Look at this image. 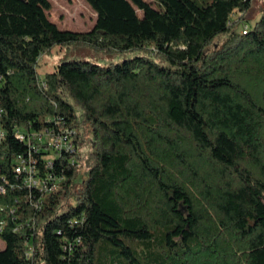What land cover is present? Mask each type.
<instances>
[{"label": "trees", "instance_id": "obj_1", "mask_svg": "<svg viewBox=\"0 0 264 264\" xmlns=\"http://www.w3.org/2000/svg\"><path fill=\"white\" fill-rule=\"evenodd\" d=\"M85 1L95 23L71 31L50 0H0V264H264V0L246 32L252 0ZM57 45L139 54L41 78ZM31 128L71 130L76 147L42 200L14 174Z\"/></svg>", "mask_w": 264, "mask_h": 264}, {"label": "rangeland", "instance_id": "obj_2", "mask_svg": "<svg viewBox=\"0 0 264 264\" xmlns=\"http://www.w3.org/2000/svg\"><path fill=\"white\" fill-rule=\"evenodd\" d=\"M152 3V0H147ZM261 0H252L250 7L251 19L242 20L239 23L238 30L243 29L244 23H247L250 27L259 18V3ZM51 8L47 11L48 18L54 22L59 29H66L71 31H87L92 28L95 23L96 13L88 5L85 0H50ZM153 4V3H152ZM139 16L142 15V11L136 9ZM236 18V14L233 15ZM249 27V28H250ZM225 38V33L219 34L214 38L212 44H219ZM139 54L138 50H127L121 52L113 53H101L96 51L94 48L88 45H78V46H66L57 45L51 50L40 55L38 59V72L43 78L45 73L53 71L55 65H57L61 60H88L101 65H108L111 63H119L125 59L131 58ZM77 112H81L78 105H75ZM83 142L78 146L80 153H84L87 150V141L89 138V133L83 130L82 133ZM85 167H79L76 176L73 179V185L70 187L69 191L64 195L60 203L63 204L65 199L70 198V194L76 191L80 187V182L85 176ZM62 210V209H60ZM4 247L3 241L0 240V248ZM108 258H106L105 263H108ZM96 262L98 259L95 260ZM95 262V263H96Z\"/></svg>", "mask_w": 264, "mask_h": 264}, {"label": "built area", "instance_id": "obj_3", "mask_svg": "<svg viewBox=\"0 0 264 264\" xmlns=\"http://www.w3.org/2000/svg\"><path fill=\"white\" fill-rule=\"evenodd\" d=\"M249 29L248 24L243 25L242 32H246ZM44 85V82H42ZM1 112V109H0ZM73 131L66 128L59 129L57 132L48 129H30V130H17L16 136L21 141H25L30 144V150L28 156L19 154L16 157V166L14 168V174L16 176H22L23 183L30 188L37 190L41 196L39 200L58 187L60 180L64 179L61 174L54 172V162L62 157V154L72 155L76 151V147L72 141ZM36 141L41 146H47V153L41 155V167L38 164L37 158L34 157L32 152H36L38 144L33 143ZM33 149V150H32ZM68 158V157H67ZM69 162H73L71 158H68ZM0 191L3 188L0 187ZM1 229V226H0ZM80 242L79 238H76L73 242H69L64 245V249H73V246Z\"/></svg>", "mask_w": 264, "mask_h": 264}]
</instances>
